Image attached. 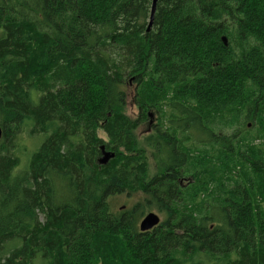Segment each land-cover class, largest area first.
<instances>
[{
  "label": "trees",
  "instance_id": "obj_1",
  "mask_svg": "<svg viewBox=\"0 0 264 264\" xmlns=\"http://www.w3.org/2000/svg\"><path fill=\"white\" fill-rule=\"evenodd\" d=\"M151 4L0 0V264H264V0Z\"/></svg>",
  "mask_w": 264,
  "mask_h": 264
},
{
  "label": "rangeland",
  "instance_id": "obj_2",
  "mask_svg": "<svg viewBox=\"0 0 264 264\" xmlns=\"http://www.w3.org/2000/svg\"><path fill=\"white\" fill-rule=\"evenodd\" d=\"M132 90H133L132 88L129 89V93H130V91L132 92ZM126 112L131 117H133L137 114V109L131 103V99H128ZM150 119H152L153 125H154V123H156V121H157V115H152V117H150ZM148 128H149V125L146 126V125L142 124L138 128L137 134H138V138L140 140V144H142V147L146 148L145 152H146V161H147V166H148L147 174L149 177H151V176L156 175V173H158L159 171H161L162 167L160 165L159 160L157 159L155 152L153 150H151V147L149 146V144L146 143V141L144 139V136H146V134L149 132V131L147 132ZM99 135L102 138L106 139V135L103 132L100 131ZM43 138H44V135H42V134L30 135L28 133V131H25L21 134V136L15 141V147L13 148V150H11V154L12 155L14 154L17 157L16 159H18L15 167L13 168V171L16 172V171H21V170L25 169V166L27 165V162L29 161L30 156H32V152L40 145ZM106 150L114 152L110 149H106ZM101 156H102V154L99 155L98 160H99V158H101ZM126 194H127V192L124 191L123 194L117 195L116 197H114L110 201L111 207L114 211L119 210V208L122 206H124V208L129 209L130 206H132L134 203H136L141 197L139 192H138V194L133 193L130 196H128ZM152 210L154 213H156L155 209H151V210L147 209L144 214H146ZM160 219H162L161 215H160Z\"/></svg>",
  "mask_w": 264,
  "mask_h": 264
},
{
  "label": "water",
  "instance_id": "obj_3",
  "mask_svg": "<svg viewBox=\"0 0 264 264\" xmlns=\"http://www.w3.org/2000/svg\"><path fill=\"white\" fill-rule=\"evenodd\" d=\"M156 1L157 0H152V4H151V9H150V17H149V22H148V27L147 30L149 29L152 20H153V15H154V11H155V7H156ZM225 41V38H222ZM2 136V128L0 126V138ZM101 149V158H99V163L100 164H105L107 163L111 158L114 157V152L105 150L104 145L100 146ZM160 221V218L158 216V214L154 213L153 211H150L148 213H146L142 219L139 222V230L140 231H146L149 230L151 228H153L154 226H156Z\"/></svg>",
  "mask_w": 264,
  "mask_h": 264
},
{
  "label": "bare ground",
  "instance_id": "obj_4",
  "mask_svg": "<svg viewBox=\"0 0 264 264\" xmlns=\"http://www.w3.org/2000/svg\"><path fill=\"white\" fill-rule=\"evenodd\" d=\"M223 38V37H222ZM225 38V37H224ZM223 40V39H222ZM224 41V40H223ZM225 42V41H224Z\"/></svg>",
  "mask_w": 264,
  "mask_h": 264
}]
</instances>
